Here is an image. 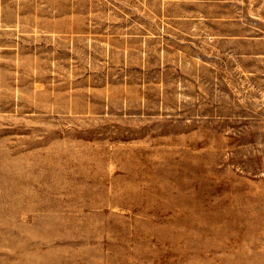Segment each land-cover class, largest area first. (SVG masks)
Wrapping results in <instances>:
<instances>
[{"label": "rangeland", "instance_id": "obj_1", "mask_svg": "<svg viewBox=\"0 0 264 264\" xmlns=\"http://www.w3.org/2000/svg\"><path fill=\"white\" fill-rule=\"evenodd\" d=\"M97 1L0 0V264H264V19L160 50Z\"/></svg>", "mask_w": 264, "mask_h": 264}, {"label": "crops", "instance_id": "obj_2", "mask_svg": "<svg viewBox=\"0 0 264 264\" xmlns=\"http://www.w3.org/2000/svg\"><path fill=\"white\" fill-rule=\"evenodd\" d=\"M99 2V0L97 1ZM112 27L124 33L144 35L143 42L155 41L160 50L174 40L182 44L198 41L200 35H216L211 19H223L225 26L235 21L240 29L223 34L241 37L247 34V19H264V0H111ZM99 14V11H96ZM134 28V29H133ZM98 32V31H97ZM183 48V47H181ZM185 48V47H184ZM183 48V49H184Z\"/></svg>", "mask_w": 264, "mask_h": 264}]
</instances>
